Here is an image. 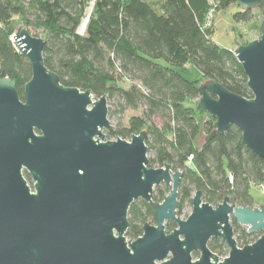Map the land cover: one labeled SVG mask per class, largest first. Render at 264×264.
Wrapping results in <instances>:
<instances>
[{
  "label": "water",
  "instance_id": "obj_1",
  "mask_svg": "<svg viewBox=\"0 0 264 264\" xmlns=\"http://www.w3.org/2000/svg\"><path fill=\"white\" fill-rule=\"evenodd\" d=\"M260 1L235 5L251 11ZM12 42L31 75L21 95L14 82L0 79V264H264V205L249 208L225 196L212 207L198 190L181 219V172L169 164L149 166L145 134L105 140L106 96L60 84L44 65L43 39L24 26ZM232 53L251 97L206 81L198 87L196 107L214 119L207 140L234 127L241 144L264 158V17L258 38ZM160 185L168 191L155 206V224L145 223L141 236L128 242L130 205L149 203ZM169 221L175 228L165 233ZM231 221L261 235L238 247ZM211 239L226 246L224 258L210 251Z\"/></svg>",
  "mask_w": 264,
  "mask_h": 264
},
{
  "label": "trees",
  "instance_id": "obj_2",
  "mask_svg": "<svg viewBox=\"0 0 264 264\" xmlns=\"http://www.w3.org/2000/svg\"><path fill=\"white\" fill-rule=\"evenodd\" d=\"M90 1L0 0V79L14 82L21 95L30 78L27 58L12 42L17 29L24 26L43 39L44 65L60 84L89 90L94 98L106 96L120 115L140 110L125 125L110 126L104 136L106 140H129L143 132L147 152L152 154L149 166L169 164L181 172L178 216L190 208L198 190L202 200L213 207L229 196L236 205L252 208L249 190L264 185V158L241 144L240 132L234 127L207 140L214 119L196 107L198 87L206 81L240 97H251L232 50L219 47L212 40L211 26H205L210 0H93L80 33ZM211 1L218 11L235 5L236 0ZM256 9L264 17V0ZM252 19V11L232 15L235 23ZM190 67L198 71L199 80L191 77ZM125 82L127 87L122 85ZM154 116L161 120L160 127L152 122ZM201 132L205 139L197 146ZM164 190L156 187L154 203L162 201ZM153 210L154 204L141 200L130 205L127 238L141 234L142 225L153 220ZM231 225L238 247L257 239L235 222ZM208 248L218 256L226 254L218 240L212 239Z\"/></svg>",
  "mask_w": 264,
  "mask_h": 264
},
{
  "label": "rangeland",
  "instance_id": "obj_3",
  "mask_svg": "<svg viewBox=\"0 0 264 264\" xmlns=\"http://www.w3.org/2000/svg\"><path fill=\"white\" fill-rule=\"evenodd\" d=\"M93 0L90 1L89 6L86 10L85 18L82 20L79 32L83 33L85 30V25L88 19L89 14L92 12V3ZM239 11L238 7L236 5H231L225 9H220L217 11V9H214L212 12V16L210 18V26L213 30V36L212 40L221 48L227 49V50H234L237 46H242L248 43L249 41L255 40L258 38V29L259 25L262 20V16L259 14L257 9L251 10L253 13V19L247 23H235L232 20V15ZM39 37V36H38ZM189 74L191 77L199 80L200 76L198 71L190 67L188 69ZM128 82L122 83L124 87L128 86ZM197 102V101H195ZM193 102V104H195ZM108 104V120L110 126L114 127L116 126L117 122H119L121 125H125L127 122V119L132 115H138L140 114V110L134 111V110H126L123 115H120L117 113V107L113 103L110 104L107 101ZM203 117V116H202ZM152 122L157 126L160 127L161 120L158 117H153ZM205 139V134L203 132L200 133L198 138L196 139L197 146H200ZM106 140V138H105ZM152 154L150 152H147V157H151ZM152 168H157L155 166H152ZM161 188L166 189L164 185H160ZM264 186H251L250 187V196L253 200V207L256 206H262L264 205ZM156 193V187L153 190L152 194ZM167 189L164 190V195H166ZM203 201V200H202ZM190 208H185L181 215L179 217L181 219H185L188 214L190 213ZM150 224H153L152 221H147ZM257 235V238L261 235V232L255 233ZM227 255V254H226ZM219 258H223L224 256H218ZM197 255H193V259H196Z\"/></svg>",
  "mask_w": 264,
  "mask_h": 264
},
{
  "label": "flooded vegetation",
  "instance_id": "obj_4",
  "mask_svg": "<svg viewBox=\"0 0 264 264\" xmlns=\"http://www.w3.org/2000/svg\"><path fill=\"white\" fill-rule=\"evenodd\" d=\"M23 176H24V179L26 180V182H27V185L30 187V189L32 190V185H33V180H32V178H31V176H30V174H29V172L28 171H26V170H24L23 171ZM166 188V187H165ZM167 189V188H166ZM168 190V189H167ZM165 196V195H164ZM163 196V197H164ZM137 201V200H136ZM142 201V200H141ZM143 202V201H142ZM145 203V202H144ZM160 203V202H159ZM177 203H178V198H177ZM146 204H154V209H155V206H156V204H158V203H154L153 201H152V198H151V201L149 202V203H146ZM213 207V206H212ZM190 209H191V201H190ZM176 211H177V209H176ZM177 215V214H176ZM178 216V215H177ZM179 217V216H178ZM152 222H153V224H150V223H148V222H145V223H148V224H150V225H154L155 224V221H154V210H153V220H152ZM234 222V221H233ZM144 223V224H145ZM130 224V223H129ZM143 224V225H144ZM169 224H172L173 226H172V228H171V230H168L167 229V227H168V225ZM231 224H232V221H231ZM142 225V226H143ZM241 227V226H240ZM129 228H130V226H129ZM128 228V229H129ZM175 228V224H174V222L173 221H169L167 224H165V233H170L173 229ZM243 228V227H242ZM127 229V230H128ZM245 229V228H244ZM127 230H126V232H127ZM246 230V229H245ZM141 234H142V228H141ZM141 234L139 235V236H141ZM139 236H137V237H135V238H133V239H129V238H127L126 237V233H125V238H126V240L128 241V242H131V241H133V240H135L136 238H138ZM212 240V239H211ZM210 240V241H211ZM213 240H218V241H220L221 242V240H219V239H213ZM209 241V242H210ZM208 242V243H209ZM222 243V242H221ZM224 245V244H223ZM225 246V245H224ZM225 248H226V246H225ZM215 254V253H214ZM226 254H227V248H226ZM226 254L225 255H223L224 257L226 256ZM193 255H197V257H198V254L197 253H194ZM215 255H217V254H215ZM218 256V255H217ZM223 257V258H224Z\"/></svg>",
  "mask_w": 264,
  "mask_h": 264
},
{
  "label": "built area",
  "instance_id": "obj_5",
  "mask_svg": "<svg viewBox=\"0 0 264 264\" xmlns=\"http://www.w3.org/2000/svg\"><path fill=\"white\" fill-rule=\"evenodd\" d=\"M209 4H210V6H211V10L209 11V13H208V15H207V18H206V24H205V26L206 27H208L209 25H210V18H211V16H212V12L214 11V9H215V7H216V3L215 2H213V1H209ZM192 160V156H189L188 157V161L190 162ZM229 179L231 180V178L229 177ZM261 186V185H260ZM262 186H264V185H262ZM263 190H264V188H263Z\"/></svg>",
  "mask_w": 264,
  "mask_h": 264
}]
</instances>
